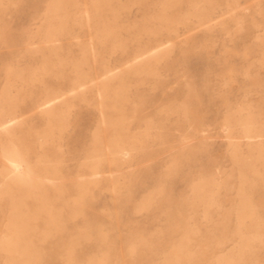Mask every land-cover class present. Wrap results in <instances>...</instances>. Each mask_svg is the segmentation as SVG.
I'll return each instance as SVG.
<instances>
[{
  "label": "rangeland",
  "instance_id": "obj_1",
  "mask_svg": "<svg viewBox=\"0 0 264 264\" xmlns=\"http://www.w3.org/2000/svg\"><path fill=\"white\" fill-rule=\"evenodd\" d=\"M16 1L2 20L8 29L0 42V100L8 88L11 95L26 92L18 107L24 123L18 137L34 153L36 133L45 129V116L38 107L41 94L45 89H66L75 84L72 69L76 63L63 62L66 72L62 77L45 75L33 82L8 77V69L43 65L41 56L30 59L28 49L40 41L46 1ZM211 2V16L200 21L204 26L178 25L168 41L170 54L159 66L160 81L146 80L130 94L123 112L129 119V132H138L144 120H150L154 129L146 148L130 164L116 169L104 166L101 170L100 177H123L120 193L110 192L106 182H101L93 190L94 199L75 221L66 217L72 213V199L79 194L76 174L84 171L94 136L108 134L99 109L89 103L92 93L67 95L70 107L64 132L38 149L59 167L61 179L55 181V187L62 191L54 193L49 188L43 198L56 209H65L61 222L67 224V231L101 224L106 235L104 244L91 239L76 247L77 263L109 248L110 264H217L221 255L235 252L238 246L236 210L242 170L246 174L243 193L257 217V227L247 221L244 231H256L257 239L239 264H264V159L256 157L255 173L242 169L233 159L236 145L242 152L251 143L264 145V0ZM147 8H152L151 0ZM124 20L137 26L142 14L132 5ZM70 34L82 32L73 30ZM122 35L137 37L139 30L123 31ZM68 42L63 41V48L75 57L77 48ZM122 59L115 53L109 63L118 67ZM21 84L25 88H20ZM238 106L248 108L255 119L256 138H242L225 130V119ZM5 164L0 149V170ZM200 180L219 185L209 220L202 218V209L194 201L193 185ZM147 196L152 198L150 209L137 212ZM28 204L31 206V202ZM9 206L8 200L0 202V240L7 234ZM67 231L51 237L49 245L42 244L43 250L47 246L52 249L47 264H70L64 253L55 251L69 240ZM182 243L192 259H171ZM128 247H136L135 252H129ZM2 260L0 256V264Z\"/></svg>",
  "mask_w": 264,
  "mask_h": 264
},
{
  "label": "bare ground",
  "instance_id": "obj_2",
  "mask_svg": "<svg viewBox=\"0 0 264 264\" xmlns=\"http://www.w3.org/2000/svg\"><path fill=\"white\" fill-rule=\"evenodd\" d=\"M45 1L46 12L42 19L40 41L28 49L30 59L41 56L43 65L8 69L6 74L20 81L29 79L31 82L38 81L45 75L62 77L66 72L62 63L71 61L76 63V67L72 69L76 83L66 89H45L41 94L38 107L45 116V129L36 133L37 150L34 153L18 137V133L24 129L18 107L26 97V92L11 95L8 88L2 95L0 149L6 164L0 170V202L8 200L10 204L7 234L0 240L2 264H47L52 249L47 246L45 251L42 244L49 245L51 237L68 230L67 224L61 222V212L65 209H56L43 198L48 194L49 188H53L54 193L62 191L61 187H55V181L61 179L59 167L57 162L44 157L38 150L50 140L56 141L64 130L70 107L67 95L79 97L83 93L86 95L87 91L92 93V101L89 103L99 109L101 122L108 132L101 138L94 136L93 145L85 156L84 171L76 174L79 194L71 201V215L66 216L75 221L80 211L94 199L93 190L98 189L101 182H106L105 186L110 192L120 193L123 177H100L103 167L116 169L128 165L146 148L154 126L150 120H144V127L138 132H129V119L123 112L127 102L131 100L130 94L146 80L160 81L159 66L170 54L168 41L178 25L202 26L200 21L207 20L214 9L211 0H151V9L147 8L149 0ZM16 3V0H0V42L4 41L8 29L2 20ZM132 5L142 14V21L137 26L125 23L124 20ZM134 28L139 30L137 37L122 35L123 31ZM73 30L82 32V35L70 34ZM64 40L77 48L75 57L70 56L69 50L63 48ZM115 53L123 57L118 67L109 63ZM20 88H25V85L21 84ZM173 112L177 113V109ZM225 124V130L229 134H238L246 139L256 138V121L244 106L231 111ZM236 146L233 159L241 163L242 169L255 173V159H264V145L251 143L246 152ZM31 154L35 157H30ZM245 175L244 171H239L236 210L238 246L235 252L221 255L217 264H239L250 244L257 239L256 231H244L247 221L257 227L254 209L243 193ZM218 188V184H210L207 180H200L193 185L195 204L201 207L202 218L205 220L210 219L208 212L214 204L213 195ZM28 202H31V206ZM151 204L152 198L147 196L136 211L148 210ZM77 228L76 232L67 231L69 240L65 246L56 247L55 251L64 253L63 257L70 264H110L109 248L100 255L87 256L83 262H76V247L91 239L104 244L106 238L101 224H87ZM127 250L133 253L136 247H128ZM172 258L176 261L191 260L192 255L187 252L185 243H182L175 249Z\"/></svg>",
  "mask_w": 264,
  "mask_h": 264
}]
</instances>
